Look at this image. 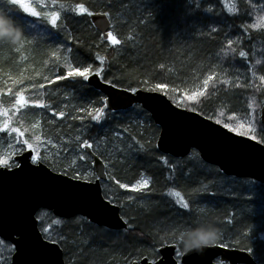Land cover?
<instances>
[{
  "label": "trees",
  "instance_id": "1",
  "mask_svg": "<svg viewBox=\"0 0 264 264\" xmlns=\"http://www.w3.org/2000/svg\"><path fill=\"white\" fill-rule=\"evenodd\" d=\"M137 1L139 4L127 13L129 0H58L68 10L62 13L57 29L39 21L33 28L32 18L17 12L26 35L23 48L17 51L11 44L0 42L5 45H0V108L10 110L13 126L30 128L39 122L40 130L56 144L49 151L53 170L62 171L75 158L74 153L67 152L57 159L56 152L63 143L77 148L79 136L81 141H95L94 150L104 153L108 171L120 182L131 185L141 176L150 179L149 189L141 192L120 189L114 180L106 181L107 189L103 184L106 198L121 207L127 229L109 230L81 216L60 219L46 209L39 211L43 224L60 221L53 225L52 234L63 240L60 245L68 264H131L148 256L152 245L158 247L162 236L168 237L166 243H174L180 230L205 222L217 226L220 240L228 247L248 250L256 261L264 263L263 183L225 175L204 162L196 150L181 158L162 153L157 147L160 127L140 105L107 110L103 121H92L87 113L100 106L104 95L82 78L48 84L64 72L66 56L81 65L91 64L94 71L102 66L104 80L127 89H143L147 79L187 91L214 75L208 86L211 100L205 101L206 110L215 109L216 115L224 111L225 117L234 114L240 119L246 117L251 105L259 135V111L264 105V81L260 80L264 76V28L248 25L264 16V0ZM77 3H84L90 11L109 12L112 29L122 44L115 47L102 40L89 16L71 11ZM233 6L235 9L229 11ZM6 7L7 0H0V8ZM229 39L234 41L235 53L227 46ZM241 50L248 53L246 60L239 58ZM97 54L106 57L103 65L96 60ZM225 80L228 83H223ZM40 84L45 87L41 89ZM22 89L28 99L43 100L49 108H22L13 115L15 94ZM61 111L63 117L58 115ZM5 148L0 141V152ZM161 157L169 164L165 165ZM77 166L87 167L78 159ZM173 191H180L190 202L189 210L178 206L176 198L169 195ZM235 209L239 211L232 213ZM72 240L78 243L76 251L70 249ZM0 243L12 247L1 239ZM11 254L2 250L1 259L9 262Z\"/></svg>",
  "mask_w": 264,
  "mask_h": 264
},
{
  "label": "snow or ice",
  "instance_id": "2",
  "mask_svg": "<svg viewBox=\"0 0 264 264\" xmlns=\"http://www.w3.org/2000/svg\"><path fill=\"white\" fill-rule=\"evenodd\" d=\"M13 9L16 11L14 12ZM234 9L235 6L229 9V11H233ZM0 10H3L8 16L14 18L19 24H21L20 17L23 16L32 18L33 28L35 27L36 22L39 21L40 23L48 24L52 29H57L62 13L66 12L68 8L64 3H58V0H32V2H27V0H25L23 3L21 0H7V7L0 8ZM71 11L76 15L93 16L96 14L90 11L84 3H77ZM17 12L22 14V16H18ZM98 15L109 19L111 16V14L107 11L99 13ZM96 27L98 32L103 33L101 36L102 40H106L113 46L122 44L121 39L118 35L114 34L112 30L106 31V28H108L109 25L105 21L97 22ZM248 27L253 29L264 28V16L257 17L256 22L248 25ZM213 31H216V29L213 28ZM233 43L234 41L229 39L227 46L233 53H235L236 49L232 47ZM0 45L4 44L0 43ZM23 46L16 47V50L20 51ZM67 52L71 54L72 49H67ZM227 54L228 53H225V55ZM247 57L248 53L246 51H239V58L246 60ZM95 58L99 61L100 65H103L106 59V57L98 54ZM64 61V72L56 74L53 79L48 80L49 85L55 84L57 81L68 80L71 78H82V80L88 81L92 75L100 77L103 80L102 74L104 72V68L102 66L97 67L94 71L91 64L81 65L74 58L70 59L69 56H66ZM256 63L259 64L260 62L257 61ZM160 67L163 68L164 66L160 65ZM45 79L47 80L48 78L45 77ZM213 79L214 75H208L207 78L203 80L200 87L187 91H181L175 86L170 88V85L164 82H157L153 84L146 79L143 81L144 88L141 90L159 93L162 97H166L163 110L169 115H175L176 113L174 112V109H180L182 113L195 114L203 120H208L219 126V128L214 131L220 132L222 129L223 131L220 132V134L225 138V140H231L233 137H239L241 138L239 142L251 140L256 142V146L264 145V126L261 127L260 134L258 135L257 128L255 126V119L251 112L249 113V117L251 118L237 119L234 114L225 117L224 111H220L218 115H216L215 109L206 110L205 101L211 100V95L208 93V86L209 82ZM260 80L264 81V76H261ZM103 82L111 85L112 87H116V85L110 80H103ZM223 83L226 84L228 81L225 80ZM236 86L240 87L239 84ZM39 87L43 89L45 84H40ZM213 87H215V85H213ZM130 91L135 93L138 90L131 88L130 86ZM43 95L44 93L41 92L40 96ZM15 97V102L12 106L14 109L13 115L18 113L22 108H49V105L44 103L43 100L28 99L24 95L23 89L17 92ZM110 103L111 102L107 97H102L100 100V106L94 107L91 111H88V116H90L92 121H103L106 118V113L109 109ZM251 107L252 106L249 105V108ZM9 111L10 110L7 108H0V117H3L2 121H0V134H2L0 135V141H3V143L6 144V148L0 152V176H19L25 172L33 173L37 180L51 182L55 185L61 186L60 190L63 195L70 200H94L96 210L101 212L107 210V204L113 203L111 199L107 201V204L105 203L104 197L108 195V192L100 189L101 184L105 185V189L108 187L105 177H107L108 180H114L120 189H126L131 192H141L145 189H149L150 180L145 176H141L140 179L131 185L117 180L115 176L108 171L109 163L101 162V158L104 156V153H97L94 150L95 141L89 142L88 139L81 141L79 136L76 137V140L79 141L77 148H69L67 143H63L56 152L57 159H59L62 153L67 152L74 153L75 158L67 163L63 170L57 175L50 174L53 170L51 168L49 172H45L43 166L51 165L53 163L51 157L49 156L50 146L55 148L56 144L40 130V124L38 121L33 123L30 128L13 126L12 116L9 115ZM209 111L213 112V115H209ZM58 115L63 117L65 113L61 111ZM228 134H232V136H229ZM4 137H7V139L5 140ZM137 143L139 142L137 141ZM139 147L143 148L144 145L140 144ZM85 149L90 151H84ZM261 151H264V148H261ZM77 159L82 164L87 165V167L83 169L78 167ZM161 161L165 165L169 164L166 157H161ZM93 165H99V167L93 168ZM111 166L114 167V165ZM172 170H174V168ZM72 181H77L79 183H72ZM92 186H95V192H93ZM169 195L176 198V203L180 208L185 210L190 209V202L181 194L180 191L170 192ZM129 199L131 200V197H129ZM36 216L37 218H40V226L42 228L41 237H38L37 239H45L46 243L51 242L56 245L63 243L61 238L52 234L53 225L60 224V221L54 220L52 223L45 226L39 212L36 213ZM166 240H168V237L162 236L157 241L159 246L157 247L156 245H152L149 255L143 256V259L139 262V264H185L186 255L178 250L177 244L171 242L166 243ZM216 247L227 248L228 245L224 244L223 240H220ZM8 251L9 253L14 252L15 245L8 249ZM4 259L6 260V258ZM133 264H137V262L134 261ZM209 264H211V260L209 261Z\"/></svg>",
  "mask_w": 264,
  "mask_h": 264
},
{
  "label": "water",
  "instance_id": "3",
  "mask_svg": "<svg viewBox=\"0 0 264 264\" xmlns=\"http://www.w3.org/2000/svg\"><path fill=\"white\" fill-rule=\"evenodd\" d=\"M93 13L96 14L90 16V20L96 29L97 22L105 21L109 25L106 31L111 30V20L98 15L103 12ZM103 80L92 75L87 83L110 100V111L141 105L160 127L157 147L162 153L181 158L188 156L194 149L206 163L218 167L225 175L264 183V151H261L264 145L256 146V142L251 140L239 142V137L225 140L220 134L222 129L220 132L214 131L219 126L195 114L182 113L180 109H174L175 115L167 114L163 110L166 97L159 93L143 91L142 88L133 93L124 87H112ZM260 120L264 126V105L260 109ZM101 162H104L102 158ZM43 167L45 172H49L48 165ZM92 167L98 168L99 165ZM58 173L54 170L50 172L51 175ZM60 187L51 182L37 180L30 172L19 176H0V237L15 245L10 264H67L60 245L37 239L42 234L36 217L40 209L50 210L60 218L81 215L97 226L112 230L128 228L119 205L107 204L108 199L104 197L107 210L101 212L96 210L94 200H70L63 195ZM92 187L95 192V186ZM100 189L102 190V184ZM217 255L227 259L230 264H264L256 261L247 250L216 246L207 250L205 258L195 253L186 255L185 264H209ZM142 259L135 262L139 264ZM0 264H3L1 259Z\"/></svg>",
  "mask_w": 264,
  "mask_h": 264
},
{
  "label": "clouds",
  "instance_id": "4",
  "mask_svg": "<svg viewBox=\"0 0 264 264\" xmlns=\"http://www.w3.org/2000/svg\"><path fill=\"white\" fill-rule=\"evenodd\" d=\"M25 2V0H21ZM25 31L21 24H18L12 17L0 10V42H7L14 47L23 46L25 43ZM220 231L214 223L205 222L196 227L180 230L175 236L176 243L183 254L195 253L205 258L207 250L215 247L220 240ZM211 264H230L220 255L212 258Z\"/></svg>",
  "mask_w": 264,
  "mask_h": 264
},
{
  "label": "rangeland",
  "instance_id": "5",
  "mask_svg": "<svg viewBox=\"0 0 264 264\" xmlns=\"http://www.w3.org/2000/svg\"><path fill=\"white\" fill-rule=\"evenodd\" d=\"M130 1V4H131V7H128L127 8V13H131L132 12V8L134 7V6H136V5H138L139 4V2L137 1V0H129ZM72 8H74V6H72L70 9H72ZM23 53V52H22ZM26 58V57H25ZM252 113L253 114V116H254V119H255V121H256V118H255V108H253V107H251V108H249V112H248V114L246 115V117L245 118H251V117H249V113ZM230 115H232V114H230ZM260 118V117H259ZM255 126H256V128H257V124H256V122H255ZM49 156L50 157H52L51 155H50V152H49ZM112 169H115V167H112ZM145 177H147V176H145ZM148 178V177H147ZM149 179V178H148ZM150 180V179H149ZM134 184V183H133ZM216 205V207H218V205L217 204H214V206ZM216 207H213V211H215L216 210ZM235 212H232V213H236V211H239L238 209H235L234 210ZM103 232H106V231H104L103 230ZM70 243H71V245H70V249L72 250V251H76L77 250V247H78V243L76 242V241H70ZM8 247L7 246H3L1 243H0V257L2 256L1 255V252H2V250H5V251H8ZM88 252H89V250H87ZM3 262L5 263V264H8L9 262L7 261V260H5L4 258H3Z\"/></svg>",
  "mask_w": 264,
  "mask_h": 264
},
{
  "label": "bare ground",
  "instance_id": "6",
  "mask_svg": "<svg viewBox=\"0 0 264 264\" xmlns=\"http://www.w3.org/2000/svg\"><path fill=\"white\" fill-rule=\"evenodd\" d=\"M101 10H94L93 12H100ZM101 12H104V11H101ZM120 46V45H119ZM87 82V81H86ZM88 84V83H87ZM89 85V84H88ZM90 86V85H89ZM103 94V93H102ZM104 95V94H103ZM104 97H105V95H104ZM263 106V105H262ZM262 106H261V108H262ZM248 251V250H247ZM250 252V251H249Z\"/></svg>",
  "mask_w": 264,
  "mask_h": 264
}]
</instances>
